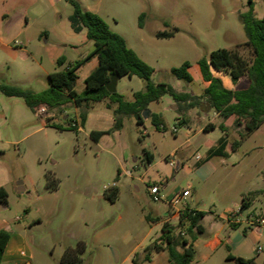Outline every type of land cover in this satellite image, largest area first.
Returning a JSON list of instances; mask_svg holds the SVG:
<instances>
[{"label": "rangeland", "instance_id": "rangeland-1", "mask_svg": "<svg viewBox=\"0 0 264 264\" xmlns=\"http://www.w3.org/2000/svg\"><path fill=\"white\" fill-rule=\"evenodd\" d=\"M76 1L83 10L96 11L154 69L155 83H168L177 92H200L203 80L197 70L198 61L209 60L217 49L233 50L246 40L239 12L247 10L248 0ZM254 2L256 16L264 18V0ZM73 10L66 0H42L30 11L32 24L26 39L33 58L11 60L0 70V86L9 83L40 90L41 83L33 78L43 74L41 63L58 68L52 59L62 54L72 60L76 56L72 44L94 47L87 40L86 29L79 33L73 30L69 19ZM142 14L145 17L140 27ZM10 18L8 15L5 20ZM174 29L179 31L171 38L156 35ZM240 52L247 59L251 57L244 47ZM185 62L191 64L192 83L171 74L173 68ZM90 70L89 64L77 71L79 90L85 89ZM143 88L144 81L134 76L120 78L116 89L125 100L132 101L133 94ZM108 103L94 104L84 124L78 111L67 110L71 105L56 112L54 120L48 122L50 113H34L22 98L0 92V187L8 192L7 202L0 204V220L9 222L6 229L14 234L18 253L29 264H59L66 246L76 247L79 241L86 243L81 264H133L134 255L162 233V223H150L147 215H158L163 223L178 221L172 209L164 216L167 206L151 200L148 186L153 184L167 196L190 189L189 205L208 215H226L237 208L249 196L244 185L264 190V158L256 152L245 154L254 141L264 143V126L255 138L228 152L224 163L221 158H212L211 162L195 165L197 155L202 161L208 156L206 142H213L222 133L219 128L208 134L200 130L203 123L219 120L213 112L199 111L202 117L192 116V132L188 133L178 118L184 114L187 119L191 117L184 113L190 108L181 110L171 96L165 95L150 109L161 115L160 129L150 118L138 123L135 117L126 116L122 128L112 130L114 117ZM75 121L81 130L70 128ZM174 127L177 132L172 131ZM93 131L111 132L97 142L91 138ZM147 152L152 155L150 163ZM202 164H208L210 170L200 172ZM48 174L59 181L56 190L46 189ZM115 186L120 194L112 201L107 195ZM19 187L24 188L22 193ZM201 224L206 231L193 241L195 258L191 264H237L228 255L264 264V235L259 237L245 225L233 228L225 224L223 244L213 250L207 246L208 233L212 232L210 220ZM259 247L262 250L256 252ZM153 257L156 264H168L167 250Z\"/></svg>", "mask_w": 264, "mask_h": 264}, {"label": "trees", "instance_id": "trees-1", "mask_svg": "<svg viewBox=\"0 0 264 264\" xmlns=\"http://www.w3.org/2000/svg\"><path fill=\"white\" fill-rule=\"evenodd\" d=\"M74 7L69 19L75 32L86 29L87 40L94 43V48L85 59H79L72 63H67L64 57L58 58V69L49 75V86L39 92L31 88L4 83L0 86V92L7 97L22 98L28 108L34 113H38L41 106L48 107V122L54 120L56 112H61L68 105L74 106L81 121L84 124L89 111L94 104L109 100L108 109L115 108L113 111L114 125L112 130H120L123 126V119L126 116L135 117L148 109L150 104L159 101L163 96H171L179 105L181 110L193 108L206 99L211 109L222 118V122L217 125L208 123L204 130L211 131L219 128L227 132L228 127L225 121L234 117V125L245 124L246 133L233 143L232 150H235L242 143L243 138L259 129L264 123V18L256 16L254 0H248V8L239 12V19L243 25L246 40L241 44H236L233 50L217 49L211 52L209 60L200 59L198 66L205 82L209 85L202 96L192 95L190 92H177L168 83H155L152 80L154 69L142 60L139 55L127 46L125 39L113 32L109 25L96 13L83 10L76 0H66ZM145 14L140 16L139 26L143 27ZM179 29L172 32L163 31L156 35L159 38H171ZM247 49L251 57H244L240 49ZM92 57H97L99 64L85 79V89L77 91L76 82L78 79L77 71ZM191 64L185 62L178 68H173L171 74L186 83H191L193 77L189 71ZM212 69L230 75L232 81L237 84L239 80L245 78L248 86L245 88L227 89L223 81L213 75ZM112 74L119 78L137 76L144 81V88L134 93V99L127 101L117 91L110 93L106 85L110 81ZM153 125L160 129L162 126L161 115L151 112L150 117ZM180 124H188L186 116L178 118ZM67 121H70V117ZM142 123L143 119L137 120ZM70 123V122H69ZM71 129L78 130L77 127L70 125ZM111 131H93L91 138L99 141L100 138ZM228 142L225 137L218 141V145L209 151L210 156H227L225 151ZM147 163L152 161V155L146 153ZM47 190H56L59 181L52 174L46 175ZM120 190L113 187L108 193V198L116 201ZM246 198H243L241 209L248 208ZM8 192L4 187H0V204L6 203ZM208 216V212L200 211L195 208L188 212L184 211L178 218L177 223L162 222L160 216H146L150 223L161 222V235L153 242L146 245L141 253H136L133 264H143L150 262L155 253L167 250L170 264H191L195 258L193 241L205 232V226L201 224L203 219ZM237 228L240 225H231ZM185 228V230H184ZM249 228V227H247ZM246 228V229H247ZM186 232V235L185 233ZM11 233L7 229L0 230V264L10 240ZM86 250V243L79 241L76 247L66 246L59 264H81L82 254ZM229 260H236L237 264H256L253 259L245 260L228 255Z\"/></svg>", "mask_w": 264, "mask_h": 264}, {"label": "crops", "instance_id": "crops-1", "mask_svg": "<svg viewBox=\"0 0 264 264\" xmlns=\"http://www.w3.org/2000/svg\"><path fill=\"white\" fill-rule=\"evenodd\" d=\"M40 1H42V0H0V70L7 67V65L9 64V62L11 60H17L18 58H22L23 60H28L27 58L30 56H32V58H33V53L27 47V45H29V41L26 39V33L29 30L30 25L32 24L31 18H30V11L35 9L36 6H38V4L40 3ZM94 13H97V12L95 11ZM8 15H11V18L6 21L5 18L8 17ZM67 45L68 44H66V46ZM93 48L94 47H92L91 45L82 47V46H79L77 44H72L71 49L75 50V52H76V56H74V58L72 60H68L64 55L59 54L58 56H56V58H54V60L52 59V63L56 64L58 58H61V57H64L66 59L67 63H72V62H75L76 60H79V59H85L90 54V52L93 50ZM89 64L91 65V70H90L89 74H91V72L95 68H97V66L99 64L98 58L92 57L84 65H89ZM39 66L41 67L43 74L40 77L34 76L33 79H35V81H39L42 85V88L40 90H34L36 92L42 91L49 86V75L58 69L54 66V64H49L48 66H44L41 63ZM197 70H198L199 74L201 75L199 66L197 67ZM212 72H213L214 76L219 77L223 81L224 86L229 90H235L238 87L245 88L248 86V81L245 78H242L241 80H239V82L237 84H235L232 81L229 74L224 73V72H219V71H216L214 69H212ZM89 74L87 76H89ZM87 76L85 77V79L87 78ZM35 77H37V78H35ZM122 78H124V77H122ZM201 78H202V75H201ZM119 79L120 78H118V80ZM202 80H203V78H202ZM208 85H209V83L205 82L203 80L202 88H201L200 92H193L192 90L189 92L195 96H202ZM76 89L79 92H82L84 90V89L79 90L77 87H76ZM133 97H134V94H133ZM114 108H115V106H113V108L111 110H113ZM151 108H152V103L149 106V109H151ZM70 109L77 111V109L72 105L70 108H67V110H70ZM188 111H190V112H184V113H187L186 115H188V117H189V115L191 116L188 118V124H184L188 133L192 132V129H191L190 124H189V122L193 123V117L192 116H194L195 118L196 117H202V115H200L199 111H203L205 113L213 112L214 118L219 119L217 122L211 120L208 123H214V124L219 125L222 122V118L219 116L218 113H216L214 110L211 109L210 105L207 103L205 98L201 100V103L199 105H197L193 108H190ZM151 112H152V110H151ZM177 113L180 114V112H177ZM208 123H203V125L200 128V130H202L204 134H208L210 132V131L204 130L205 126ZM225 125L228 127L227 132H223L221 130L222 133L218 136V138L216 140H214L213 142H206V144L209 147L208 148V156L204 161H202L203 158L200 155H197L195 158V165H199L200 163H203V162H211L210 160H212V158H221L220 162L224 163L225 157L210 156L209 155L210 149L216 147L218 145V141L222 137H225V139L228 142L225 151L227 153L228 152L232 153L234 151V150H232L233 143L238 141L240 139L241 135L245 134L247 131L246 126L243 123L240 125H234V117H231L228 120H226ZM263 126H264V123L262 124V126L259 129L248 134L247 136H245L242 140V143L240 144V147L244 145V143L247 141V139H249V138L252 139V137L255 138L257 132H259ZM216 129L211 130V132L215 131ZM236 149H238V148H236ZM250 152L251 153L256 152L260 155V157L264 158V143L260 144L257 141H254L252 148L246 150L245 154H249ZM198 156H200V159L197 158ZM179 166H180V164H179ZM198 170L200 172L201 171H207V170H210V166L208 164H205V165L202 164V166H200V168ZM185 189H187V188H185ZM251 189H253V188H251V187L249 188V185H244V191L245 190L249 191V193H248L249 196L247 195V198L245 201L246 204L248 205V208L243 211V214L244 215H261V214H264V200H263L264 199V190L260 189V188L256 189V190H251ZM191 196H192V192H191ZM192 202L196 203V199L192 198ZM241 205H242V202L238 207H240ZM193 208L200 210V211H203L202 209H199L197 207H193ZM237 208H235V209H237ZM170 209L171 208H169L167 206V210L163 213V215L168 216L170 214ZM235 209H233V210H235ZM233 210L231 209L228 211L231 212ZM226 215H215L213 213L212 215H208L203 219V221L206 219L210 220V227H211L212 232L208 233L209 240H208L207 246L211 247V249H213V250H216L220 245L223 244V239L221 238V232L223 231L224 226H226L225 224L232 227L230 224H228L226 222ZM221 222H222V225H220ZM9 226H10V224L8 221H6L5 219L0 220V230L6 229ZM251 229H254L257 232V234L259 235V237H262L264 235V228L263 229L251 228ZM205 231H206V227H205ZM228 242H230L229 239H228ZM17 246H18V242L17 243L15 242L14 234H12L10 236V240L8 242L5 253L3 255L2 264H29L27 261H24L22 259V257H20L21 255H19V253H18ZM256 252H258V251H256ZM22 256L23 257L26 256L25 252H22ZM240 258H243V257L240 256ZM243 259H246V258H243ZM166 260H167L168 264H170L168 257ZM154 262H155L154 257H152V260L150 261V263L156 264Z\"/></svg>", "mask_w": 264, "mask_h": 264}, {"label": "built area", "instance_id": "built-area-1", "mask_svg": "<svg viewBox=\"0 0 264 264\" xmlns=\"http://www.w3.org/2000/svg\"><path fill=\"white\" fill-rule=\"evenodd\" d=\"M38 114H48V107L47 106H41L38 110ZM73 126L77 127L78 130H81L80 127H78V123L75 121ZM173 132H177V128L174 127L172 129ZM200 159V156L197 157ZM171 165L173 163L171 162ZM148 192L151 200L155 203H164L173 211V217L179 218L180 215L186 210L188 212H191L193 207L189 205V198L191 197V191L190 189H183L182 191L176 192L170 196H167L162 193L160 187L156 184L148 186ZM226 222L230 225H245L249 228H264V214L261 215H244L243 211L241 209V206L237 209L229 212L226 215ZM262 248H257V251H261Z\"/></svg>", "mask_w": 264, "mask_h": 264}, {"label": "water", "instance_id": "water-1", "mask_svg": "<svg viewBox=\"0 0 264 264\" xmlns=\"http://www.w3.org/2000/svg\"><path fill=\"white\" fill-rule=\"evenodd\" d=\"M118 75L116 74H112L111 77H110V81L109 83L106 85L107 87V90L110 92V93H115L117 91V82H118ZM150 114H151V111L150 109H145L141 114H136L135 115V119L136 120H139L140 118L142 119H149L150 117ZM179 168V163H177V166H176V169ZM19 191L22 193L24 191V188L22 187H19ZM4 204V203H3ZM113 256H114V259L115 261H118V255H117V252L113 249Z\"/></svg>", "mask_w": 264, "mask_h": 264}]
</instances>
